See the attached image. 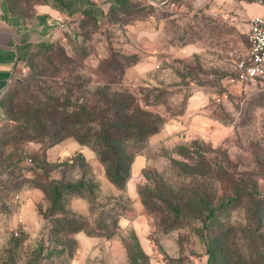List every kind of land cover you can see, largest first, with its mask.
I'll use <instances>...</instances> for the list:
<instances>
[{"label":"rangeland","instance_id":"obj_1","mask_svg":"<svg viewBox=\"0 0 264 264\" xmlns=\"http://www.w3.org/2000/svg\"><path fill=\"white\" fill-rule=\"evenodd\" d=\"M130 2L65 20L48 37L52 50L34 46L3 98L0 264H207L208 203L218 207L244 182L264 194V92L237 79L250 48L244 10L234 0ZM39 89L88 106L117 93L160 116L123 188L73 137L48 148L14 140L10 118ZM57 179L74 190L55 196ZM243 197L218 208V223L244 224L252 203ZM82 212L86 229L73 231L71 215Z\"/></svg>","mask_w":264,"mask_h":264},{"label":"trees","instance_id":"obj_2","mask_svg":"<svg viewBox=\"0 0 264 264\" xmlns=\"http://www.w3.org/2000/svg\"><path fill=\"white\" fill-rule=\"evenodd\" d=\"M130 1L113 0L111 9ZM86 15L95 18L88 13ZM40 45L50 50L53 48L51 42ZM109 74L105 72L107 79ZM117 95L111 98L105 91L98 101L101 104L88 106L86 102L80 103L79 99L72 100L70 95L62 96L39 89L29 102H25L24 114L16 119L10 118L20 128L14 140L41 142L48 148L67 137H73L91 147L105 166L108 179L123 188L140 143L145 137L159 132L162 123L157 113L143 110L139 105H134L133 100L121 99ZM53 183L52 192L58 197L61 196L59 187L67 193L75 188L61 179ZM8 186L9 178L0 180L1 190ZM45 192L48 194V190ZM243 196H247L252 203L247 206L244 224L218 223V208L240 205ZM208 206L206 219L211 220V224L205 226L203 236L208 254L207 264H264V194L257 190V184L244 182L241 189L234 190V196L222 201L218 207L210 202ZM61 214L62 217L68 215L65 211H61ZM71 216L77 218L71 220L73 231L86 229L85 215ZM101 230L104 227L87 232L92 235L106 234Z\"/></svg>","mask_w":264,"mask_h":264},{"label":"crops","instance_id":"obj_3","mask_svg":"<svg viewBox=\"0 0 264 264\" xmlns=\"http://www.w3.org/2000/svg\"><path fill=\"white\" fill-rule=\"evenodd\" d=\"M234 2L249 20L264 13V4L260 0ZM112 5L113 0H0V125L7 120L3 98L32 48L48 42L53 30L63 27L65 20L72 21L87 13L96 18ZM196 100L195 96L191 103L195 105ZM145 159L142 155L135 157L133 173L140 169Z\"/></svg>","mask_w":264,"mask_h":264},{"label":"built area","instance_id":"obj_4","mask_svg":"<svg viewBox=\"0 0 264 264\" xmlns=\"http://www.w3.org/2000/svg\"><path fill=\"white\" fill-rule=\"evenodd\" d=\"M264 4V0H260ZM250 49L239 65L237 79L253 84L264 92V13L250 18ZM5 178L0 167V180ZM1 194V188H0Z\"/></svg>","mask_w":264,"mask_h":264}]
</instances>
